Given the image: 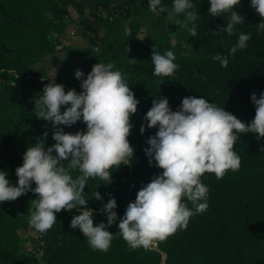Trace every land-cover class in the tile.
Returning a JSON list of instances; mask_svg holds the SVG:
<instances>
[{
	"label": "trees",
	"instance_id": "trees-1",
	"mask_svg": "<svg viewBox=\"0 0 264 264\" xmlns=\"http://www.w3.org/2000/svg\"><path fill=\"white\" fill-rule=\"evenodd\" d=\"M165 3L170 5L172 0ZM70 5L82 14L75 24L84 27L79 34L86 38L87 46L61 48L64 58L56 82L64 84L66 91L73 87L80 91L76 69L87 74L94 65L111 63L125 74L140 101L129 136L135 149L133 161L117 170L114 166L110 184L96 178L86 189L97 222L107 220L101 211L109 199L107 194L117 199L118 219L109 229L113 239L107 251L93 249L82 232L71 228L74 217L82 213L64 210L57 213L50 229L39 232L45 240L42 258L33 256L25 248L28 238L20 235L31 226L32 200L38 196L29 191L16 200L0 203V264H264V152L259 148L264 141L257 140L253 133L241 134L234 144L241 157L238 170H228L219 179L212 172L202 176L209 187V207L194 214L186 228L157 241L155 249L131 248L118 228L138 190L162 171L149 164L144 151L150 147L147 137L158 129L140 131L156 96L166 95L173 110L185 96H206L245 121L254 118L251 94L259 95L264 90V31L257 29L262 17L250 0H241L238 10L245 23L236 27L251 33V38L246 48L230 55L226 67L212 57L228 53L238 32H213L226 23V18L211 16L210 0H195L201 14L196 21V37L167 20L165 13H152L148 0H0V85L6 87L0 90V169L16 183L15 169L23 163V153L30 144L37 142L45 130L49 131L47 144L55 143L51 123L34 114L32 98L51 80L45 67L38 65L58 51L61 37L69 32L63 30L69 21ZM176 25L178 42L174 43L171 34ZM154 48L162 53L167 49L175 52L179 68L173 75H154ZM64 127L70 132L87 130L83 123ZM96 190L104 200L92 197ZM188 204L192 206L190 201Z\"/></svg>",
	"mask_w": 264,
	"mask_h": 264
},
{
	"label": "clouds",
	"instance_id": "clouds-1",
	"mask_svg": "<svg viewBox=\"0 0 264 264\" xmlns=\"http://www.w3.org/2000/svg\"><path fill=\"white\" fill-rule=\"evenodd\" d=\"M240 4L241 0H210L211 16L226 18V23L213 32H238L228 53L212 57L224 67L229 64L230 55L246 48L251 38V33L236 27L245 23L238 10ZM250 4L262 17L258 31H264V0H250ZM148 5L152 13H165L167 20L196 37V21L201 14L195 0H172L170 5L165 0H148ZM151 61L157 76L173 75L179 68L172 49L162 53L154 48ZM74 75L80 80V91L75 87L66 91L64 84L56 82L55 75L32 98L34 114L51 123L55 143L47 144L49 131L45 130L37 142L30 144L23 153V163L15 169L16 183L9 179L7 171L0 169V203L16 200L29 191L38 194L32 200L29 224L41 233L53 226L57 213L77 210L82 214L74 217L72 230L82 232L93 249L107 251L113 239L110 226L118 219L117 199L112 193L107 194L109 199L101 206L107 220L97 222L86 189L96 178L110 184L114 166L117 170L133 161L135 149L129 136L140 101L115 64L94 65L87 74L78 68ZM251 100L255 116L245 121L206 96H185L175 110L166 95L153 99L140 131L158 129L147 137L150 147L144 151L149 164L162 171L138 190L119 220V233L131 248L154 247L157 241L186 228L194 214L209 207V187L202 176L212 172L219 179L228 170L240 168L241 157L234 144L241 134L253 133L257 140L264 141V90L259 95L253 92ZM77 123L86 125V132L65 131L64 126ZM259 148L264 152V143ZM92 197L104 200L98 190Z\"/></svg>",
	"mask_w": 264,
	"mask_h": 264
},
{
	"label": "rangeland",
	"instance_id": "rangeland-1",
	"mask_svg": "<svg viewBox=\"0 0 264 264\" xmlns=\"http://www.w3.org/2000/svg\"><path fill=\"white\" fill-rule=\"evenodd\" d=\"M88 9V8H87ZM68 10H69V12H68V15H69V17H70V19L73 21V20H75L76 21V19L78 18V16L79 15H82L81 13H80V11L77 9V7L75 6V5H71V6H69L68 7ZM49 11V10H48ZM47 15L48 16H50L51 15V12H47ZM80 18V17H79ZM71 21V22H72ZM148 21V20H147ZM147 21L145 22V24L147 23ZM79 22V19L77 20V23ZM173 23V22H172ZM71 26V23H66V27H65V29L63 30L64 32H66L67 30H69V31H71V28L72 27H70ZM177 26V25H176ZM171 28V27H170ZM177 29H175V31H174V33H172L171 34V36H172V41L174 42V43H176V42H178V34H177V32H178V26L176 27ZM73 30V29H72ZM67 34V33H66ZM59 38L61 37V36H58ZM60 44H66V42H64V43H60ZM61 54H56L55 56H48L49 57V60H47V61H45V59H44V61H43V63L41 64V63H39V65H38V67L39 66H44L45 68H47L48 69V71L50 72L48 75H49V79H52V77L51 76H55L54 74H55V69L54 68H57V63H60L61 65H62V60L63 59H61ZM4 88H6V87H4V86H1L0 85V90L1 89H4ZM37 232H39V231H37V230H35L32 226H30V228H29V230L28 231H23V230H21L20 231V235L21 236H24L25 238H28L27 240H26V242H25V248H27V246H28V243H29V237H30V235H34L35 233H37Z\"/></svg>",
	"mask_w": 264,
	"mask_h": 264
},
{
	"label": "crops",
	"instance_id": "crops-1",
	"mask_svg": "<svg viewBox=\"0 0 264 264\" xmlns=\"http://www.w3.org/2000/svg\"><path fill=\"white\" fill-rule=\"evenodd\" d=\"M71 6V5H70ZM73 6V5H72ZM78 9V8H77ZM90 12V10L89 9H85V13L86 14H88ZM81 18V15H79L78 16V18L76 19V20H78V19H80ZM72 20L70 19V17H69V21H68V23H71V26L70 27H72L71 28V31H69V32H67V34L66 35H63V37H61V43H64V42H66V44H60L59 46H58V48H57V52H55V53H53V54H50V55H47V57L45 58V61H47V60H49V57L48 56H55L56 54H61L62 56H61V59H63L64 58V53L61 51V48L63 47V46H72V47H76V48H84V47H86L87 46V41H86V38L85 37H83L81 34H79V33H77V32H74V24L76 23V21L75 20H73L72 22H71ZM73 29V30H72ZM64 38V39H63ZM63 61V60H62ZM57 68H54L55 69V74L54 75H58L59 74V72L61 71V67H62V65L60 64V63H57ZM46 69V71H47V73L49 74L50 72L48 71V69L47 68H45ZM50 75V74H49ZM55 77V76H54Z\"/></svg>",
	"mask_w": 264,
	"mask_h": 264
},
{
	"label": "built area",
	"instance_id": "built-area-1",
	"mask_svg": "<svg viewBox=\"0 0 264 264\" xmlns=\"http://www.w3.org/2000/svg\"><path fill=\"white\" fill-rule=\"evenodd\" d=\"M90 20L93 22L95 20V18L92 16V17H90ZM84 30H85L84 27L81 26L80 23L75 24L74 32L83 33ZM90 36L93 37L94 35L91 33ZM156 246H157V244H155V246L152 248L155 249ZM44 247H45V240H44L43 235L41 233L37 232L34 235H30L29 243H28V246L26 248L30 254L41 259L43 256V253H44L43 252Z\"/></svg>",
	"mask_w": 264,
	"mask_h": 264
},
{
	"label": "water",
	"instance_id": "water-1",
	"mask_svg": "<svg viewBox=\"0 0 264 264\" xmlns=\"http://www.w3.org/2000/svg\"><path fill=\"white\" fill-rule=\"evenodd\" d=\"M165 258H166V255L164 254V255H163V259L165 260ZM163 264H164V263H163Z\"/></svg>",
	"mask_w": 264,
	"mask_h": 264
}]
</instances>
